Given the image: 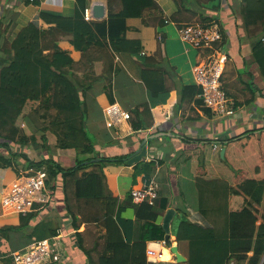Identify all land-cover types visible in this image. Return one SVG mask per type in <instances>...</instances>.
I'll return each instance as SVG.
<instances>
[{"label":"crops","instance_id":"1","mask_svg":"<svg viewBox=\"0 0 264 264\" xmlns=\"http://www.w3.org/2000/svg\"><path fill=\"white\" fill-rule=\"evenodd\" d=\"M157 2L159 9L146 10L141 17L121 20L109 18V0H89L88 7L92 8V18L88 21L96 24L95 32L99 39L110 40L118 36L139 39L142 44L141 55H153L159 61L165 84L171 89L167 97L150 96L143 80V65L138 55L127 52L113 55L109 48L103 50L92 47V56H83L67 39L59 40L58 44L76 61L73 68L75 78L82 83H92L83 93V97L88 109V130L95 140L100 156L130 154V158L141 149L143 141L148 139V154L141 161L154 160L159 163L153 177L159 184L160 196L169 199L168 209L176 210L171 222L169 241L176 244L187 259L177 262L174 257L165 262L188 264V241H177L173 234L181 211L188 205L191 220L210 224L197 211L196 178L219 177L235 185L233 176L222 170L223 163L214 158L216 149L221 152L218 150L220 146L212 147L210 143L207 144V140L217 136H232L248 128L264 125V80L254 60L253 36L245 29L242 0H223L220 10L215 11L224 29L223 40L219 46L228 57L222 81L227 95L236 101L238 112L235 116L221 118L212 111H206L195 101L179 102L180 88L186 84H197L194 67L204 60L207 51L194 48L183 41L176 23L169 21L161 25L160 18H171L177 5L173 0ZM75 4L76 0H0V68L13 38L23 27L38 21L41 27L49 28L51 25L40 17L41 12L71 16L75 13ZM96 4L105 8L100 17H96L94 13ZM210 5L209 3L207 6ZM112 9L118 11L120 3L113 2ZM215 12L210 11L209 14H216ZM159 36L163 39L162 43L159 42ZM45 52L50 53L51 49ZM110 80L113 84L114 103L128 110L132 116L121 127L115 126L106 114V108L114 104L110 102L105 91ZM146 103L152 106V116L148 118V122L152 121V126L136 130L132 127L134 111L142 110ZM24 130L28 136H33V140L27 144H13L14 151L22 152L35 161L53 159L63 168L75 166L77 150L58 148L54 133L48 131L46 140L42 137L43 133L37 131L30 122L24 123ZM152 134L160 136L151 140ZM17 161L21 173L28 172L24 169L25 159L20 157ZM135 164L126 162L107 164L104 167L107 194L126 201L131 189L146 181V176L141 174L135 182ZM14 168L16 167L0 168V226H18L22 216L28 213L4 212L1 205L4 191L21 174L16 175ZM82 173L80 171L79 175ZM48 180L47 190L51 193L49 201L36 202L34 209L30 211L35 215L31 217L27 227L10 230L5 237L1 236L0 264H14L13 253L26 250L30 244L40 240L38 235L48 238L60 233L65 235L62 259L50 264H89L90 258L97 260L100 256L107 232L102 222L101 201L78 199L75 196L74 178L65 179L62 174H58L54 178L48 176ZM128 205L130 207L121 215L134 220L136 209L134 205ZM163 218L164 215L159 218L162 225ZM123 227L125 234L130 236L139 232L138 225L134 227L133 224H124ZM79 244H83L90 255ZM169 256L172 257V253L168 250Z\"/></svg>","mask_w":264,"mask_h":264},{"label":"trees","instance_id":"2","mask_svg":"<svg viewBox=\"0 0 264 264\" xmlns=\"http://www.w3.org/2000/svg\"><path fill=\"white\" fill-rule=\"evenodd\" d=\"M88 1L76 0L75 13L71 16L41 12L40 17L51 25L49 28L41 27L38 21L30 22L13 38L0 68V168L16 167L19 173L17 160L23 157L25 170L34 168V171H46L53 178L58 174L65 179L74 178L75 196L78 199L101 201L102 222L107 228L105 244L97 260L90 258L89 264H154L147 260V241L165 239L166 231L159 218L165 215L169 199L160 196L155 205H150L135 202L131 191L126 201L107 194L104 167L107 164L126 163L130 154L100 156L88 130V109L83 97L92 83H82L75 78L73 68L76 61L58 41L67 39L83 56H92V47L109 48L113 55L122 52L138 55L150 96L167 97L171 89L165 84L157 57L141 55L139 39L124 36L110 40L97 38L96 24L86 20L84 15ZM117 1L120 9L114 11L112 4ZM173 1L177 10L171 18H160L161 25L172 21L182 27L200 17L204 22L217 20L224 34L222 22L216 13L223 0ZM209 3L211 5L207 6ZM242 6L245 29L251 32L254 39V60L264 80V0H242ZM159 7L157 0H109V18L126 20L141 17L146 10ZM210 11H216V14L210 15ZM159 42H163L161 36ZM47 49H51V52L46 53ZM105 91L110 102L114 103L111 80L105 86ZM201 92L198 84L183 85L179 90V102L195 101L210 112L211 109L204 106L199 96ZM151 107L150 103H146L142 110L134 111V129L152 126V121L148 122L152 116ZM25 122H30L37 131L42 132L44 139L48 131L54 133L58 148H75L78 153L75 166L63 168L53 159L35 161L22 152L14 151L13 144H27L33 140V136H28L24 130ZM208 143L212 147L220 146L218 150L221 151L226 148L224 157L216 149L214 158L218 162L222 159V170L233 174L235 185L219 177H197V211L210 224L191 220L186 205L173 234L177 241H188V264H264V125L232 136H217L208 139ZM158 164L154 160L136 163L135 182L138 175L144 174L147 183L153 178ZM80 171L83 172L81 175ZM128 203L136 209L134 220L121 215L130 207ZM33 215V212L23 215L18 226H0V239L10 230L27 227ZM124 224L138 225L139 232L133 236L125 234ZM54 236L56 234L48 238ZM38 237L40 240L46 239V236ZM79 245L90 255L83 244Z\"/></svg>","mask_w":264,"mask_h":264},{"label":"built area","instance_id":"3","mask_svg":"<svg viewBox=\"0 0 264 264\" xmlns=\"http://www.w3.org/2000/svg\"><path fill=\"white\" fill-rule=\"evenodd\" d=\"M85 19L92 18V8L86 7ZM183 41L199 50H206L204 60L194 67L196 82L201 87L200 97L204 106L210 108L214 115L221 118L235 116L238 112L236 101L224 90L222 76L228 57L219 44L223 40L220 23L212 20L206 23H188L179 27ZM106 114L111 122L121 127L131 119V113L114 103L106 108ZM48 174L44 170L21 173L6 189L1 198L4 212L27 213L34 208L36 202H48L50 194L47 190ZM132 198L137 203L147 202L155 205L160 198L159 184L153 177L131 190ZM64 234L52 238L38 240L30 244L26 250L13 253L14 264H50L61 261ZM167 239L150 240L147 243L146 254L151 263L165 262L164 250L170 249ZM175 257L174 253L171 252Z\"/></svg>","mask_w":264,"mask_h":264},{"label":"water","instance_id":"4","mask_svg":"<svg viewBox=\"0 0 264 264\" xmlns=\"http://www.w3.org/2000/svg\"><path fill=\"white\" fill-rule=\"evenodd\" d=\"M93 9H94V13H95L96 17L102 16L104 14V11H105L104 6H102L100 4H96ZM159 136H160V134H152L150 136V138L159 137ZM147 141H148V139H145L142 143L143 145H142L141 149L138 150L135 155H133L132 157H130L127 160L128 164L132 165V164H135V163L141 161L142 159L146 158V156L148 154V147L146 145ZM225 151H226V148L224 147L221 151L222 157H224ZM175 212H176V210L174 208H169L167 210L166 214L164 215V218H163V228L166 231V234H167L166 239L168 241H169V235L171 233V222H172V219L175 215ZM171 252L174 253L177 262H183V261L187 260L186 257L180 253L179 247L176 244L171 245Z\"/></svg>","mask_w":264,"mask_h":264},{"label":"rangeland","instance_id":"5","mask_svg":"<svg viewBox=\"0 0 264 264\" xmlns=\"http://www.w3.org/2000/svg\"><path fill=\"white\" fill-rule=\"evenodd\" d=\"M190 23H206V22H204V21L202 20V18L197 17V18H194ZM168 25H169V24H168ZM224 70H225V68H224ZM91 136H92V135H91ZM221 157H222V156H221ZM219 160H220V158H219ZM219 162H222V159H221V161H219ZM12 168H13V167H12ZM14 169H15V168H14ZM14 172L16 173V175H18V174L21 172V170H20L19 173H18L16 170H14ZM17 173H18V174H17ZM219 176H222V175H219ZM230 176L232 177L233 174L230 173ZM260 211L262 212V207H260ZM9 213H11V212H9ZM167 244H168V245H171L172 243H171V241H168ZM168 258H170L169 260H171V258L173 259L174 256L172 255V257L170 256V257H168ZM156 264H170V263L164 262V263H156Z\"/></svg>","mask_w":264,"mask_h":264},{"label":"bare ground","instance_id":"6","mask_svg":"<svg viewBox=\"0 0 264 264\" xmlns=\"http://www.w3.org/2000/svg\"><path fill=\"white\" fill-rule=\"evenodd\" d=\"M168 250L170 251V249H168V248L164 250V259H165V261H168L170 259V258H168Z\"/></svg>","mask_w":264,"mask_h":264},{"label":"clouds","instance_id":"7","mask_svg":"<svg viewBox=\"0 0 264 264\" xmlns=\"http://www.w3.org/2000/svg\"><path fill=\"white\" fill-rule=\"evenodd\" d=\"M171 245H173V244H171ZM171 245H170V246H171ZM175 258H176V257H175Z\"/></svg>","mask_w":264,"mask_h":264}]
</instances>
